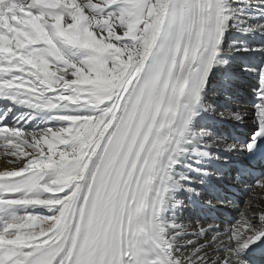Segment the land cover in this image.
I'll use <instances>...</instances> for the list:
<instances>
[{
	"label": "snow or ice",
	"instance_id": "obj_1",
	"mask_svg": "<svg viewBox=\"0 0 264 264\" xmlns=\"http://www.w3.org/2000/svg\"><path fill=\"white\" fill-rule=\"evenodd\" d=\"M235 3L0 0V98L59 121L27 129L3 123L10 109L0 116V154L15 165L0 171V264H249L243 252L264 239V206L249 204L256 210L221 228L214 217L179 220L182 202L167 196L173 186L199 196L191 177L175 175L177 157L215 161L195 168L196 183L214 187L245 171L220 152H253L264 137V63L251 69L256 130L247 143L192 127L198 110H213L202 94L212 68L228 63L218 53ZM257 184L264 189V173ZM36 206L52 214L27 211Z\"/></svg>",
	"mask_w": 264,
	"mask_h": 264
},
{
	"label": "bare ground",
	"instance_id": "obj_2",
	"mask_svg": "<svg viewBox=\"0 0 264 264\" xmlns=\"http://www.w3.org/2000/svg\"><path fill=\"white\" fill-rule=\"evenodd\" d=\"M230 19L228 20V27L223 33V38L220 43L221 51L218 53L220 59L228 61L227 65H217L212 68V71L208 77V83L203 90L202 103L207 107L208 105L213 106L212 111L198 110V114L192 120V127L194 129H208L209 122H233L237 125H250L253 119V104L257 103L256 88L258 85L257 76L251 69L258 68L262 63H264V28L252 29L248 32L238 31L236 27L232 25L234 22H239L240 26L244 25H256L264 22V0H236L234 6H229ZM244 49H247L246 51ZM77 50L72 49V53ZM67 52V51H66ZM65 52V53H66ZM72 53L68 52V55ZM249 70H245V69ZM225 69V70H224ZM230 72H228L227 70ZM243 76L249 77L248 79L254 80V83L245 81ZM227 81V88H222V82ZM227 91L230 99H225L222 94L223 91ZM253 103H248V100ZM72 108H81L82 111H86L81 105H71ZM224 108H231L233 111L239 110L246 113L243 122H237L234 120H223L216 114L222 111ZM249 109V110H247ZM63 109H57L56 111H62ZM35 116L33 121L36 125L32 128L25 127L20 120L16 122L27 129H39L37 128V123L43 124L40 128L47 126H54L59 121L52 119L54 112L50 114L40 113L32 114ZM30 120V119H29ZM28 120V121H29ZM195 140V138H193ZM195 144L190 145L194 147ZM217 149H210V151H215ZM182 162L180 164L174 165L175 175L185 174L192 178L191 186L197 188L196 181L200 179L199 173L195 168H208L209 162L208 158H199L197 162L196 154L192 152L184 153L181 155ZM192 166L190 169L189 166ZM10 162V158L0 154V168L11 169L14 167ZM183 183H190L189 181H183ZM199 189V188H198ZM200 190V189H199ZM200 193V191H199ZM196 195V193L189 194L183 189H177L173 186L170 188L167 194L168 199L173 202L179 200L182 202V206L178 209L176 215L177 218L185 223H195L197 217L194 214L193 208L187 197ZM249 204L255 206H264V189L251 187L245 196L241 200L239 209L247 210L249 213L255 211L256 208L253 207L249 209ZM39 207V206H38ZM45 207L46 206H41ZM47 216V215H43ZM238 264V261L236 262Z\"/></svg>",
	"mask_w": 264,
	"mask_h": 264
},
{
	"label": "rangeland",
	"instance_id": "obj_3",
	"mask_svg": "<svg viewBox=\"0 0 264 264\" xmlns=\"http://www.w3.org/2000/svg\"><path fill=\"white\" fill-rule=\"evenodd\" d=\"M228 72H230L229 70H227ZM249 77H247V76H243V79H245V80H247V81H249L250 83H254V80H252V78L251 79H248ZM252 81V82H251ZM247 110H249V109H247ZM4 170V168H0V171H3Z\"/></svg>",
	"mask_w": 264,
	"mask_h": 264
}]
</instances>
